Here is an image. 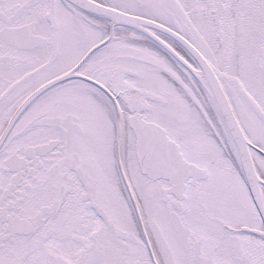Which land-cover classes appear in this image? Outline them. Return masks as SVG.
Returning a JSON list of instances; mask_svg holds the SVG:
<instances>
[{
  "label": "snow or ice",
  "instance_id": "obj_1",
  "mask_svg": "<svg viewBox=\"0 0 264 264\" xmlns=\"http://www.w3.org/2000/svg\"><path fill=\"white\" fill-rule=\"evenodd\" d=\"M0 264H264V0H0Z\"/></svg>",
  "mask_w": 264,
  "mask_h": 264
}]
</instances>
